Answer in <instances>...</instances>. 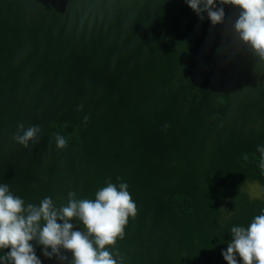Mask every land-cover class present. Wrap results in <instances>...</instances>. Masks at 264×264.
<instances>
[{
    "label": "trees",
    "instance_id": "trees-1",
    "mask_svg": "<svg viewBox=\"0 0 264 264\" xmlns=\"http://www.w3.org/2000/svg\"><path fill=\"white\" fill-rule=\"evenodd\" d=\"M216 6L213 26L186 0H0V184L61 207L126 183L118 264H227L232 227L264 214V59L234 31L242 10ZM21 124L41 128L28 147Z\"/></svg>",
    "mask_w": 264,
    "mask_h": 264
},
{
    "label": "clouds",
    "instance_id": "clouds-1",
    "mask_svg": "<svg viewBox=\"0 0 264 264\" xmlns=\"http://www.w3.org/2000/svg\"><path fill=\"white\" fill-rule=\"evenodd\" d=\"M186 3L201 19L206 12L213 26L224 20L223 7L217 8L216 0ZM220 3L242 10L234 31L254 55L264 59V0ZM87 119L84 118L85 123ZM18 127L14 139L24 147L35 142L41 133L39 126ZM66 144L64 136L57 134V148L63 149ZM256 150L261 154L260 167L264 168V145H258ZM68 197V204L61 207H56L51 197H45L39 205H26L7 184H0V249L10 250L0 256V264H42L33 241L42 246L46 258L55 257L61 264L67 260L61 250L72 253L71 264H118L108 249L123 239L129 217H135L137 212L128 185L108 182L97 191L94 200L76 199L74 192H69ZM74 218L82 222L86 231L74 230ZM231 234L227 250L222 252L227 264H238L237 256L242 264H264V214L256 216L247 228L232 227Z\"/></svg>",
    "mask_w": 264,
    "mask_h": 264
},
{
    "label": "rangeland",
    "instance_id": "rangeland-1",
    "mask_svg": "<svg viewBox=\"0 0 264 264\" xmlns=\"http://www.w3.org/2000/svg\"><path fill=\"white\" fill-rule=\"evenodd\" d=\"M245 189L251 198H260L263 196L260 186L256 184H248L246 185Z\"/></svg>",
    "mask_w": 264,
    "mask_h": 264
}]
</instances>
